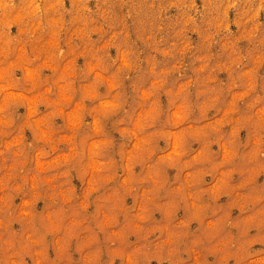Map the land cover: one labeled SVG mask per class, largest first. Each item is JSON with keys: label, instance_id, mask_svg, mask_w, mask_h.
<instances>
[{"label": "clouds", "instance_id": "9594fccd", "mask_svg": "<svg viewBox=\"0 0 264 264\" xmlns=\"http://www.w3.org/2000/svg\"><path fill=\"white\" fill-rule=\"evenodd\" d=\"M261 177L264 0H0V264H264Z\"/></svg>", "mask_w": 264, "mask_h": 264}, {"label": "rangeland", "instance_id": "374dc122", "mask_svg": "<svg viewBox=\"0 0 264 264\" xmlns=\"http://www.w3.org/2000/svg\"><path fill=\"white\" fill-rule=\"evenodd\" d=\"M261 182H264V177H261ZM129 203H131V201H129Z\"/></svg>", "mask_w": 264, "mask_h": 264}]
</instances>
